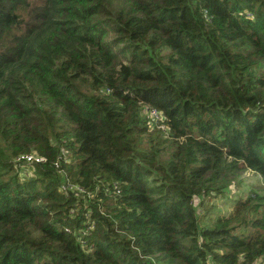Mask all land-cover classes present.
Listing matches in <instances>:
<instances>
[{
    "label": "trees",
    "instance_id": "trees-1",
    "mask_svg": "<svg viewBox=\"0 0 264 264\" xmlns=\"http://www.w3.org/2000/svg\"><path fill=\"white\" fill-rule=\"evenodd\" d=\"M248 172L264 0H0V264H257L264 194L198 214Z\"/></svg>",
    "mask_w": 264,
    "mask_h": 264
},
{
    "label": "rangeland",
    "instance_id": "rangeland-1",
    "mask_svg": "<svg viewBox=\"0 0 264 264\" xmlns=\"http://www.w3.org/2000/svg\"><path fill=\"white\" fill-rule=\"evenodd\" d=\"M263 179L256 174L250 172L242 174L236 178L222 194L207 198L206 202L209 204L203 205L204 214H201L198 210L199 223L205 225L212 223L217 216H227L233 209V203L239 198H246L249 193H257L258 195L264 194V183ZM255 194V195H257ZM210 225V224H208ZM241 229H237L240 232ZM264 261V256L257 261V264H261ZM148 264H164L150 258L146 259Z\"/></svg>",
    "mask_w": 264,
    "mask_h": 264
},
{
    "label": "built area",
    "instance_id": "built-area-1",
    "mask_svg": "<svg viewBox=\"0 0 264 264\" xmlns=\"http://www.w3.org/2000/svg\"><path fill=\"white\" fill-rule=\"evenodd\" d=\"M151 115L162 119V116L156 112L155 109L151 110ZM160 126L163 127V125L160 124ZM66 151L61 150V154L58 156V159L65 158ZM47 161L46 156L38 154L35 151H31L28 153H22L17 155L14 159L13 162L17 167L23 166V165H37V164H42ZM56 169H58V172L61 174V185H60V190L64 194H69L70 192H78V193H84V189L70 181L68 178L66 172L64 170L59 169V165L57 164V161L55 162Z\"/></svg>",
    "mask_w": 264,
    "mask_h": 264
}]
</instances>
